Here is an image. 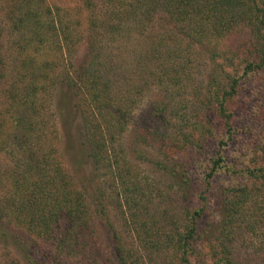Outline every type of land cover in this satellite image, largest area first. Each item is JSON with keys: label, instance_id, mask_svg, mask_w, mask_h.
<instances>
[{"label": "trees", "instance_id": "1", "mask_svg": "<svg viewBox=\"0 0 264 264\" xmlns=\"http://www.w3.org/2000/svg\"><path fill=\"white\" fill-rule=\"evenodd\" d=\"M12 1L14 9L7 14L11 35L22 42L17 44V70L2 94L9 107L18 109L19 115L10 117L9 122L13 132L20 135L15 139L17 145L27 148L19 165L10 173L5 195L0 197V241L8 242L16 249H25L29 264H73L70 263L71 257L81 255L85 244L98 249L90 206H95L96 215L107 222L110 221V212L102 196L90 193L86 186L78 188L51 153L38 157L27 141L42 123L38 124L42 105H37L36 99L49 86H58L55 81L59 73L58 58L64 55V51H69L75 38L61 16L48 6L47 0ZM105 5L109 9L101 29L105 30L107 26L110 27L108 30L116 32L125 26L155 22L164 27V43L179 35L191 46L203 45L235 35L243 28L248 30L249 39L237 64L209 83L207 95L195 100L198 101L195 107L200 112L199 120L193 125L184 124L182 128L173 126L172 118L176 117L177 111L173 107L183 85L172 74L175 72L172 60L167 66L156 67L161 49L154 46L150 57L141 65L149 67L146 63H153L155 68L150 86L153 83L158 85L167 101L157 99L149 105L138 131L139 140L135 142L163 156L159 169L176 178L179 191L186 196L191 193L194 180L189 177L188 162L181 161L180 156L188 150V153L200 154L211 137L216 139L218 129L216 151L206 166L200 168L195 180L200 183L196 198L198 206L183 210V224L179 226V223L171 222L168 232L166 227L161 231L163 235L141 224L145 237L138 238L149 250L163 255L167 264H238L233 259L232 244L240 218L248 203L264 198V145L253 147L239 165L231 163L225 153L235 135L231 103L244 84L252 80L264 83V0H105ZM90 36L92 34L87 44L88 60L74 72V76L67 74L66 92L74 101V110L83 113L88 125L84 131V143L88 145L93 177L96 178V170L109 173L113 179L108 193L110 203L124 218V223L133 225L137 215L142 216L146 208L141 199L144 192L128 162L119 166L115 152L118 138L127 130L130 113L114 98L112 80H107V76L96 67L101 48L96 38ZM55 53L58 57L53 58ZM211 57L219 58L218 54ZM1 77L4 76L0 73ZM174 90H177L175 95ZM196 97L198 99V94ZM130 104L132 109L133 101ZM211 113L220 123L216 130L209 119ZM161 123L168 125L165 132L159 127ZM4 127L6 123L2 122L0 129ZM164 161L173 165L169 167ZM220 175L231 179V183L223 190L226 196L219 234L206 239V230L202 233L199 227L201 221L211 215L208 195ZM259 205L252 224L249 222L247 226L253 232L256 227L264 231V204ZM113 234L117 241L118 234ZM114 247L115 258L113 254L108 258L110 264H139L116 243ZM32 248L37 250L36 254ZM96 254L98 256L94 255L92 259L80 256L84 263L78 264H103L101 258L105 255L100 250ZM260 255L264 260V244Z\"/></svg>", "mask_w": 264, "mask_h": 264}, {"label": "rangeland", "instance_id": "2", "mask_svg": "<svg viewBox=\"0 0 264 264\" xmlns=\"http://www.w3.org/2000/svg\"><path fill=\"white\" fill-rule=\"evenodd\" d=\"M47 3L54 13L61 16L60 19L65 22L69 31L73 32L75 40L69 51H64V55L58 58L59 73L55 80L58 86H49V89L38 95L36 99V104L42 105L43 111L38 124L42 123L36 127L35 134L28 138L27 143L36 150L38 157L51 153L72 182L78 188L86 186L90 193L102 196L101 199L104 198L103 203L110 212V221L107 222L96 215L95 206H90L95 220L93 229L98 237V249H91L92 245L85 244L81 249V255L71 257L70 263H84V259L79 258L80 256H89L92 259L94 255L98 256L96 251L100 250L101 254L105 255L104 257L100 255L103 264H110L108 258L112 257V254L115 258L116 243L125 252H129L133 259L136 258L139 264H167L163 255L149 250L143 240H139L138 236L145 237L141 231V224L152 232L158 231L163 235L161 231L166 227L168 232L171 222L179 223V226L183 224V210L198 206L196 198L200 183L195 180L198 178L200 168L206 166L216 151V143L219 140L217 128L220 123L211 113L209 119L211 123H214L215 130L217 129L216 139L211 137L205 146L206 149L200 154L188 153V150L180 156L181 161L183 160L186 164L188 162L189 177L194 180L191 193L185 196L179 191V181L159 169L158 164L162 163L163 156L153 149L135 143L139 140L138 131L141 129L144 112L153 101L167 98L161 88L157 87L158 85L154 86L155 83H153L150 86L151 75L155 68L153 63L147 62L146 65L149 67L141 64L150 57V50L154 46L161 49L159 60L155 61L156 67L167 66L172 60L175 69L172 74L181 81L180 85H183V90L178 93L174 103L173 108L177 112L176 117L172 118V124L180 128L184 124L193 125L199 120L198 114L200 115L195 107L198 101L195 102V100H201L207 95L209 83L213 79H219L224 75V70L231 71L237 64L242 48L249 39V32L243 28L235 35L219 41L206 42L203 45L191 46L179 35H175L164 43L162 42L165 37L164 27L155 22L147 25L145 23L143 26H125L116 32L114 29L108 30L110 27L107 28V26L105 30L101 29L100 25L106 22L107 9H109L105 5V0H47ZM13 5L12 0H0V73L4 76L0 78V114L3 113L0 117V125L2 122L6 123V127L0 129V197L5 195L10 173L19 165L26 153L24 152L23 155V151L27 148H20L17 145L15 139H19L20 135L17 131L13 132L9 122L10 117L17 116L18 109L9 107L2 94V90L17 70L19 57L17 44L22 42L11 35V24L7 14L14 9ZM90 34H92L90 38H96L101 48L96 67L107 76V80H112L114 98L130 113L126 121L127 130L121 138H118L115 152L119 158V166L128 162L132 174L136 176L144 192L141 199L142 205L146 208L142 216L137 215L138 218L134 219L133 225L124 223V218L110 203L111 197L108 193L110 194L109 188L113 179L109 173L96 170V178L93 177L88 145L84 143V131L88 125L84 122L83 113L74 110V101L66 92L67 74L74 76V72L88 60L87 44ZM169 54L172 55L169 56ZM213 54H218L219 58L213 59L211 57ZM56 56L58 57L55 53L53 58ZM159 72L161 73L160 70ZM47 83L48 81L45 82V87ZM262 84L264 83L255 80L244 84L230 105L231 123L235 135L225 155L233 164H241L253 147L264 145V86ZM176 92L177 90H174L173 94L175 95ZM132 101L134 109L130 108ZM159 127L165 132L168 125L161 123ZM27 143L24 145L26 146ZM164 163L169 167L173 165L168 161ZM230 183L231 179L221 175L213 182L207 201L211 215L204 218L199 227L202 233L206 230V239L219 234L222 204L226 196L223 190ZM259 203L264 204V198L248 203L240 218L239 227L236 229L232 253L234 261L238 264H264L260 255L264 244V231L258 227L255 232L251 227L247 229L248 223L252 224L253 217L255 218L258 213ZM146 209L148 215H146ZM113 233L118 234L117 241ZM201 249V245H198V250ZM32 250L35 254L37 253L36 249L32 248ZM28 258L25 249L24 251L16 249L10 243L0 241V264H29ZM192 262L195 263V261Z\"/></svg>", "mask_w": 264, "mask_h": 264}]
</instances>
